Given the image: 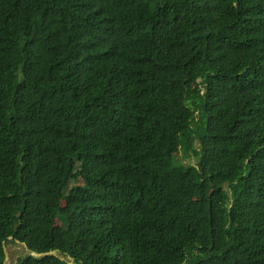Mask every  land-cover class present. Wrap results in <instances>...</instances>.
Wrapping results in <instances>:
<instances>
[{
    "label": "trees",
    "instance_id": "trees-1",
    "mask_svg": "<svg viewBox=\"0 0 264 264\" xmlns=\"http://www.w3.org/2000/svg\"><path fill=\"white\" fill-rule=\"evenodd\" d=\"M10 243L264 264V0H0V264Z\"/></svg>",
    "mask_w": 264,
    "mask_h": 264
},
{
    "label": "rangeland",
    "instance_id": "rangeland-1",
    "mask_svg": "<svg viewBox=\"0 0 264 264\" xmlns=\"http://www.w3.org/2000/svg\"><path fill=\"white\" fill-rule=\"evenodd\" d=\"M192 161L195 162L194 158H192ZM26 251V248L23 246V244L20 243H10L6 246V252L8 255L7 263L6 264H16L17 258L21 253Z\"/></svg>",
    "mask_w": 264,
    "mask_h": 264
},
{
    "label": "water",
    "instance_id": "water-1",
    "mask_svg": "<svg viewBox=\"0 0 264 264\" xmlns=\"http://www.w3.org/2000/svg\"><path fill=\"white\" fill-rule=\"evenodd\" d=\"M54 253V252H53ZM37 255H40V254H38V253H36ZM7 259H8V255H6V258H5V264L7 263Z\"/></svg>",
    "mask_w": 264,
    "mask_h": 264
}]
</instances>
